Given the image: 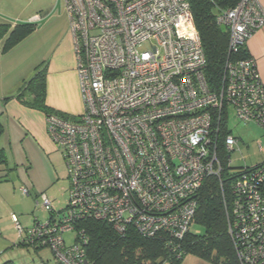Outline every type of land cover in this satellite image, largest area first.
<instances>
[{"label":"built area","instance_id":"1","mask_svg":"<svg viewBox=\"0 0 264 264\" xmlns=\"http://www.w3.org/2000/svg\"><path fill=\"white\" fill-rule=\"evenodd\" d=\"M64 6L84 111L45 117L69 187L58 210L39 194L48 217L29 232L51 250L53 263L36 264H91L75 226L83 220L107 223L118 234L132 228L147 238L182 237L205 181L221 182L225 173L236 175L227 219L239 264H264V162L233 171L238 140L230 133L219 141L229 112L264 130V81L253 59L227 60L220 85L212 86L191 0ZM216 24L235 55L264 26V10L259 0H239L219 11ZM20 192L29 195L26 187ZM16 231L23 229L16 224ZM68 232L79 238L70 246L63 240Z\"/></svg>","mask_w":264,"mask_h":264},{"label":"trees","instance_id":"2","mask_svg":"<svg viewBox=\"0 0 264 264\" xmlns=\"http://www.w3.org/2000/svg\"><path fill=\"white\" fill-rule=\"evenodd\" d=\"M239 0H191V10L195 28L199 34L206 58V77L212 86L220 85L225 64L235 58L249 57L246 46H241L235 55L229 56L228 36L216 24V17L221 9L233 7ZM36 31L34 22L18 24L0 23L1 54L5 55L30 34ZM48 70L47 62H41L33 70V76L22 82L12 97L22 106L49 114L65 116L45 104V81ZM4 133L0 121V136ZM230 134L223 125L219 141ZM222 158L228 157L219 148ZM6 163L5 152L0 149V165ZM258 167V166H256ZM255 168V167H253ZM15 168H12V170ZM223 174L222 185L216 178H209L198 193L197 208L191 225L203 228L202 235H192L189 229L182 237L162 233L154 238L141 236L129 228L123 234L116 233L110 225L100 221L83 220L75 223L76 230L82 231L83 253L91 264H180L186 255L192 254L212 264H239L234 239L228 232L227 214L231 202V179L236 175ZM2 181H8L2 177ZM41 194V193H39ZM41 225L38 220L33 225ZM32 225V226H33ZM24 228L18 236L19 245L36 244L35 236ZM79 238L75 236L74 242ZM3 264H13L8 261Z\"/></svg>","mask_w":264,"mask_h":264},{"label":"rangeland","instance_id":"3","mask_svg":"<svg viewBox=\"0 0 264 264\" xmlns=\"http://www.w3.org/2000/svg\"><path fill=\"white\" fill-rule=\"evenodd\" d=\"M29 21L34 22L36 31L14 48L13 57L10 58L7 65L16 67L18 64H14V62H20L22 57L27 58V63L23 64V67L26 65V68L20 66V70L22 68L26 71L30 70L29 78H31L34 68L41 62L48 60L57 45V41L62 38L61 34L64 29L68 32L69 39L72 40V38L69 33L64 0H0V23L14 25ZM15 69L17 68H13V70ZM17 91L18 88L15 93ZM227 128L231 135L238 140L231 156L233 171L253 168L264 162V130L262 128L255 124L244 125L234 118L232 112H229ZM46 134L53 143L48 132ZM53 145L55 146L54 143ZM55 148L57 150L56 155H58L57 161L59 160L58 164L55 162V167L60 180L54 188L44 195L49 199L52 198L50 200L55 202V208L58 210L64 207L69 183L61 151L56 146ZM41 163V160L35 159L36 168H42ZM24 172H26L25 169H21L18 174L17 172L11 173L10 183L0 185V264L8 261L13 262V264H36L41 261L53 263V254L48 247L36 248L32 245H19L17 242L16 224L22 229H30L35 220L44 223L48 217V212L44 209L42 197L38 192L35 195V192L32 191L28 196L20 192L19 189L26 182L19 175ZM26 188L29 189L30 187L27 186ZM189 233L197 236L202 235L203 228L193 223L189 227ZM74 238V232L63 235V240L67 246L74 243ZM180 264L212 263L188 254Z\"/></svg>","mask_w":264,"mask_h":264},{"label":"crops","instance_id":"4","mask_svg":"<svg viewBox=\"0 0 264 264\" xmlns=\"http://www.w3.org/2000/svg\"><path fill=\"white\" fill-rule=\"evenodd\" d=\"M259 4L264 10V0H259ZM61 37L48 60L43 61L48 64L45 104L68 116L80 115L84 106L79 91L73 44L65 29ZM246 49L254 61L259 79L264 81V26L248 39ZM13 51L14 48L2 55L0 44V121L4 128L0 136V149L6 156V163L0 165V185L10 183L11 173L18 174L21 169H25L26 172L19 175L26 182L22 187H30L29 194L32 191L35 195L37 192L47 194L60 180L55 167V162L59 163L57 150L46 134L45 115L22 106L12 98L22 82L28 80L31 72L23 69L26 68L23 64L27 63V58L22 57L20 62H14L18 64L16 67L7 65L13 57ZM20 66L23 67L21 70ZM35 159L41 160L42 168H36ZM2 177L8 181H2ZM51 201L55 207V202Z\"/></svg>","mask_w":264,"mask_h":264},{"label":"water","instance_id":"5","mask_svg":"<svg viewBox=\"0 0 264 264\" xmlns=\"http://www.w3.org/2000/svg\"><path fill=\"white\" fill-rule=\"evenodd\" d=\"M220 29H221L222 32H225V28L223 26L220 27Z\"/></svg>","mask_w":264,"mask_h":264},{"label":"clouds","instance_id":"6","mask_svg":"<svg viewBox=\"0 0 264 264\" xmlns=\"http://www.w3.org/2000/svg\"><path fill=\"white\" fill-rule=\"evenodd\" d=\"M30 195V194H29Z\"/></svg>","mask_w":264,"mask_h":264}]
</instances>
